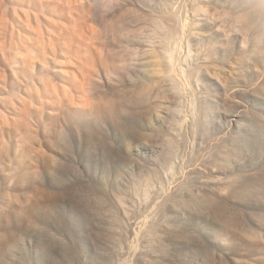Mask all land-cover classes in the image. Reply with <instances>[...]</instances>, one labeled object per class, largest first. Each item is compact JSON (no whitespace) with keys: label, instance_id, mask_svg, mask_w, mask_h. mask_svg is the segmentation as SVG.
<instances>
[{"label":"rangeland","instance_id":"1","mask_svg":"<svg viewBox=\"0 0 264 264\" xmlns=\"http://www.w3.org/2000/svg\"><path fill=\"white\" fill-rule=\"evenodd\" d=\"M0 264H264V0H0Z\"/></svg>","mask_w":264,"mask_h":264},{"label":"bare ground","instance_id":"2","mask_svg":"<svg viewBox=\"0 0 264 264\" xmlns=\"http://www.w3.org/2000/svg\"><path fill=\"white\" fill-rule=\"evenodd\" d=\"M45 17V16H44Z\"/></svg>","mask_w":264,"mask_h":264}]
</instances>
